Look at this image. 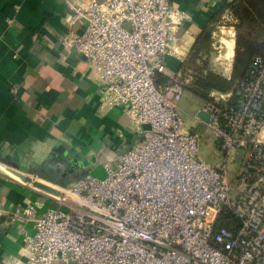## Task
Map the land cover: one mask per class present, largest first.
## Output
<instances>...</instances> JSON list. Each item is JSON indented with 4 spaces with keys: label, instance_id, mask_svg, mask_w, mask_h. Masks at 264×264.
I'll list each match as a JSON object with an SVG mask.
<instances>
[{
    "label": "built area",
    "instance_id": "built-area-1",
    "mask_svg": "<svg viewBox=\"0 0 264 264\" xmlns=\"http://www.w3.org/2000/svg\"><path fill=\"white\" fill-rule=\"evenodd\" d=\"M66 5L85 27L63 44L97 71L100 107H120L138 137L115 166L103 163V178L51 191L32 186L36 175L18 180L57 205L35 201L10 213L34 227L23 235L21 264H264V53L231 91H210L199 109L207 121L189 126L178 104L193 79L181 70L166 76L163 63L184 11L170 0ZM200 124L221 154L213 163L198 155Z\"/></svg>",
    "mask_w": 264,
    "mask_h": 264
},
{
    "label": "crops",
    "instance_id": "crops-1",
    "mask_svg": "<svg viewBox=\"0 0 264 264\" xmlns=\"http://www.w3.org/2000/svg\"><path fill=\"white\" fill-rule=\"evenodd\" d=\"M170 1L187 19L170 43L173 53L163 57L166 76L181 70L193 79L190 64L199 60L233 62L238 20L227 7L234 0ZM225 21L233 29L227 31L229 40L221 38L219 57L212 43ZM84 27L83 21L72 23L66 0H0V264H21L23 235L34 233L31 221L12 220L10 213L35 201L43 202V208L57 206L18 180L36 175L32 186L51 191L85 175L103 174V163L115 166L137 140V129L120 107H100L103 91L93 65L63 44ZM207 27L213 28L211 52L191 59ZM186 94L184 89L182 96ZM201 105L193 99L188 107L183 119L189 126L197 124ZM178 107L186 108L180 102Z\"/></svg>",
    "mask_w": 264,
    "mask_h": 264
},
{
    "label": "trees",
    "instance_id": "trees-1",
    "mask_svg": "<svg viewBox=\"0 0 264 264\" xmlns=\"http://www.w3.org/2000/svg\"><path fill=\"white\" fill-rule=\"evenodd\" d=\"M227 8L238 20L235 26V50L230 78L227 80L211 71H206L204 75L195 78L193 87H187V91L190 97L199 99L197 101L207 100L208 93L212 90L227 92L230 84L245 74L252 56L264 53V0H234ZM212 30V27H207L198 36L192 49L191 59L196 58L200 52L203 54L211 52ZM158 79L163 78L158 77Z\"/></svg>",
    "mask_w": 264,
    "mask_h": 264
},
{
    "label": "rangeland",
    "instance_id": "rangeland-1",
    "mask_svg": "<svg viewBox=\"0 0 264 264\" xmlns=\"http://www.w3.org/2000/svg\"><path fill=\"white\" fill-rule=\"evenodd\" d=\"M228 28H229V23H226L224 28L220 27V29H217L215 31V37H214L215 40L214 41L216 42L215 45H216L217 50L219 52V53H217V51L213 50V53L216 54V56H219L220 53L222 52V50H224L223 43L220 41V40H222L221 38L223 37V38L228 39V40L230 39V34L227 32ZM195 64L196 65H193L192 63L190 64V68L192 69V71H190V73L194 77L193 80H195V78L198 77L199 73H202L205 70L211 71L212 73H214L216 75H220L221 77L228 80L230 78V74H231L232 67H233V62L223 61L222 59L217 61L216 63H213V64L209 63L206 65V62L204 63V60H199ZM195 70H196V72H195ZM236 81H234L232 84H230L229 90L227 92H229L233 89ZM185 89L187 90V87ZM191 97H190V95H187V94L182 96L180 104L181 105L183 104V105L189 107L190 105L193 104V99L195 98L193 96H191ZM207 98H208V96H207ZM195 99L199 100L197 98H195ZM203 101H202V103H203ZM188 107L185 108V110L183 109L181 111L182 116H184V117L186 116V114L188 113L187 111L189 110ZM194 132L196 133V135L198 137V155L202 159L207 161L208 163H213V162L219 160L221 157V154H220L219 150L216 149L215 143L213 141V137L211 136V134L209 133L207 128L204 125L200 124L196 127ZM240 158H241V152L238 151L237 156H234L235 167L239 166ZM235 170H236V168H234L230 172V179H232V177L234 176ZM96 177L103 178L104 173L97 175Z\"/></svg>",
    "mask_w": 264,
    "mask_h": 264
},
{
    "label": "water",
    "instance_id": "water-1",
    "mask_svg": "<svg viewBox=\"0 0 264 264\" xmlns=\"http://www.w3.org/2000/svg\"><path fill=\"white\" fill-rule=\"evenodd\" d=\"M198 116L203 120V121H207V115L203 112H199Z\"/></svg>",
    "mask_w": 264,
    "mask_h": 264
}]
</instances>
